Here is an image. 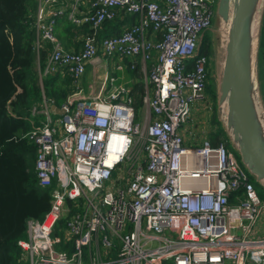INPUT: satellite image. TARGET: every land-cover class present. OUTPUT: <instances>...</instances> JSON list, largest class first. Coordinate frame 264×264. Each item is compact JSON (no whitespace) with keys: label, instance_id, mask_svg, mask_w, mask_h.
Instances as JSON below:
<instances>
[{"label":"built area","instance_id":"built-area-1","mask_svg":"<svg viewBox=\"0 0 264 264\" xmlns=\"http://www.w3.org/2000/svg\"><path fill=\"white\" fill-rule=\"evenodd\" d=\"M80 1L64 9L56 0H36L34 54L50 46L41 73L61 69L74 90L56 106L61 114L43 97L30 109L40 116L25 133L35 145L37 184L52 188L43 218L27 220L25 238L16 242L21 260L264 264V200L252 177L224 140L184 141L191 106L204 98L207 58L197 47L215 0H88L83 12ZM64 13L89 30L76 52L62 49L53 32ZM119 13L135 21L97 36L101 23ZM113 56L150 62L143 123L123 86L106 90L102 82L93 95L77 87L87 62Z\"/></svg>","mask_w":264,"mask_h":264},{"label":"trees","instance_id":"trees-1","mask_svg":"<svg viewBox=\"0 0 264 264\" xmlns=\"http://www.w3.org/2000/svg\"><path fill=\"white\" fill-rule=\"evenodd\" d=\"M35 7L36 0H0V264H26L20 258L16 242L25 238L26 221H40L49 205L52 187L43 188L37 184L33 168L35 145L25 136L32 120L36 121L40 117L32 115L30 109L42 97L59 106L74 90L72 79L61 69L41 73L50 46L45 43L36 58L32 26ZM119 16L128 15L119 13L114 19L103 21L97 36L116 34L120 30ZM53 32L62 49L76 52L81 47V36L89 30L86 25L75 26L65 15H61L54 20ZM197 54L207 58L205 88L215 102L214 41L210 27L199 37ZM36 63L38 71L35 69ZM256 68L264 106V9L260 21ZM131 74H134V69ZM132 86L137 93L136 108L141 105L142 88L138 82ZM212 123L214 134L209 135L210 143L224 140L229 149L230 144L216 111ZM62 223L63 220L58 221V226Z\"/></svg>","mask_w":264,"mask_h":264},{"label":"water","instance_id":"water-1","mask_svg":"<svg viewBox=\"0 0 264 264\" xmlns=\"http://www.w3.org/2000/svg\"><path fill=\"white\" fill-rule=\"evenodd\" d=\"M263 9L264 0H217L215 15L226 30L214 56V79L217 118L227 141L264 191V106L256 68Z\"/></svg>","mask_w":264,"mask_h":264},{"label":"crops","instance_id":"crops-1","mask_svg":"<svg viewBox=\"0 0 264 264\" xmlns=\"http://www.w3.org/2000/svg\"><path fill=\"white\" fill-rule=\"evenodd\" d=\"M70 1L69 0H56L55 5L66 9L67 8L66 3H70ZM87 6H88V0H81L77 4L78 10L82 12L87 10ZM63 15L66 16V13H64ZM124 17L119 16L117 18L119 21H121L120 30L117 33H119L121 30H123L125 27H127L128 25H130L131 23L135 21V18L132 15H128L125 18ZM145 35L151 37L149 31H146ZM152 55H153V52H152ZM127 63H128V67L126 66ZM101 65L104 69L102 68L103 72L99 75L98 72H100L99 70H100ZM149 65H150V62H145L138 57L129 58V59L124 58L120 60H118L115 56L110 57V58L103 57V58L93 59L86 63L85 70L82 76L80 77L79 81L77 82V87H79V90L81 91L83 95H93L98 91V89H100L102 82H104L106 90H108L111 85L113 86L121 85L128 90V95L131 97L132 105L135 110L134 105L137 106L138 104V103L136 104V101H135L136 100L135 97L137 93L134 92L132 85L135 82H138L141 84V88H142L141 105L139 104L138 107L142 108V111H143V108L146 105L143 103L142 99L144 98V96H146V93L148 92V90L145 88V85H144V75ZM132 69H134L133 75L131 74ZM87 73H89V76H90L89 79L86 78ZM144 114L146 113L143 111L142 118L138 122L143 123ZM135 119H136V116H135ZM197 126L198 125H196V127ZM184 141L186 142V138ZM263 226H264L263 223H261L260 227H263Z\"/></svg>","mask_w":264,"mask_h":264},{"label":"rangeland","instance_id":"rangeland-1","mask_svg":"<svg viewBox=\"0 0 264 264\" xmlns=\"http://www.w3.org/2000/svg\"><path fill=\"white\" fill-rule=\"evenodd\" d=\"M216 2L217 0H215L214 6H213V15L211 16V21H210L211 22L210 29H211V32L213 33V41H214V56H215L217 47L220 45L221 35L223 34V26L221 22L216 18V15H215ZM214 56H213V59H214ZM102 68L103 67L101 65L100 70H99L100 72H98L99 75L103 72L104 68L103 69ZM35 69L38 71L37 63H36ZM213 77H214V74H213ZM86 78L87 79L90 78L89 73H87ZM149 95H151V92L149 93ZM143 111L147 113L146 106H144ZM143 111H142V108L140 107L135 108V116H136L137 121L141 120ZM214 111H216L215 102L210 97V94L207 91V88H205L204 98L202 100L195 101L191 106L190 116H189L190 118L188 119V127H191V128H190V133L186 137V142H185L186 145H190V146L195 145L196 143L200 141V136L202 135L206 136L209 139V135L214 134V126L212 123V120L214 117ZM52 116L54 117L56 115H52ZM196 125L198 126L194 128V126ZM228 147L235 155L234 150L230 148L231 146L229 145ZM236 156L237 155H235V157ZM254 189L258 197L264 200V191L257 183L256 184L254 183Z\"/></svg>","mask_w":264,"mask_h":264},{"label":"bare ground","instance_id":"bare-ground-1","mask_svg":"<svg viewBox=\"0 0 264 264\" xmlns=\"http://www.w3.org/2000/svg\"><path fill=\"white\" fill-rule=\"evenodd\" d=\"M229 23V20H228V22H227V24ZM225 30H226V23L224 24V26H223V35H224V33H225ZM253 45H254V43H253Z\"/></svg>","mask_w":264,"mask_h":264}]
</instances>
